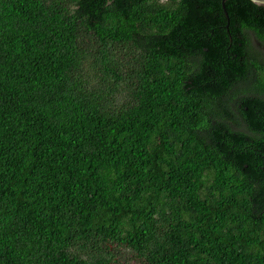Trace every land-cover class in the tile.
<instances>
[{
	"label": "trees",
	"instance_id": "16d2710c",
	"mask_svg": "<svg viewBox=\"0 0 264 264\" xmlns=\"http://www.w3.org/2000/svg\"><path fill=\"white\" fill-rule=\"evenodd\" d=\"M225 5L0 0V264H264V7Z\"/></svg>",
	"mask_w": 264,
	"mask_h": 264
},
{
	"label": "water",
	"instance_id": "95a60500",
	"mask_svg": "<svg viewBox=\"0 0 264 264\" xmlns=\"http://www.w3.org/2000/svg\"><path fill=\"white\" fill-rule=\"evenodd\" d=\"M227 1H228V0H222V6H223V9H224V11H225V13H226V15H227L228 20H229V15H228V13H227L226 5H225V3H226ZM250 1H252L253 3H255V4L258 5V6L264 7V0H250Z\"/></svg>",
	"mask_w": 264,
	"mask_h": 264
},
{
	"label": "rangeland",
	"instance_id": "374dc122",
	"mask_svg": "<svg viewBox=\"0 0 264 264\" xmlns=\"http://www.w3.org/2000/svg\"><path fill=\"white\" fill-rule=\"evenodd\" d=\"M131 252H132L131 250H122L123 255L121 256H125V259H127V261H130V259L132 258Z\"/></svg>",
	"mask_w": 264,
	"mask_h": 264
}]
</instances>
